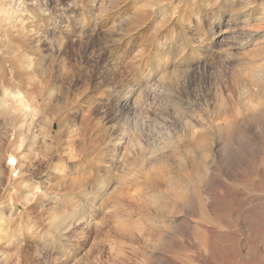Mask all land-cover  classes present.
I'll use <instances>...</instances> for the list:
<instances>
[{
    "label": "rangeland",
    "instance_id": "rangeland-1",
    "mask_svg": "<svg viewBox=\"0 0 264 264\" xmlns=\"http://www.w3.org/2000/svg\"><path fill=\"white\" fill-rule=\"evenodd\" d=\"M0 264H264V0H0Z\"/></svg>",
    "mask_w": 264,
    "mask_h": 264
},
{
    "label": "bare ground",
    "instance_id": "bare-ground-1",
    "mask_svg": "<svg viewBox=\"0 0 264 264\" xmlns=\"http://www.w3.org/2000/svg\"><path fill=\"white\" fill-rule=\"evenodd\" d=\"M17 100H18V98H17ZM19 103H22V102H19ZM13 155V154H12ZM8 165H10V167L11 168H13V167H15L16 168V166H17V163H16V161H15V158L14 157H10V159H9V161H8ZM13 166V167H12ZM14 168V169H15Z\"/></svg>",
    "mask_w": 264,
    "mask_h": 264
}]
</instances>
